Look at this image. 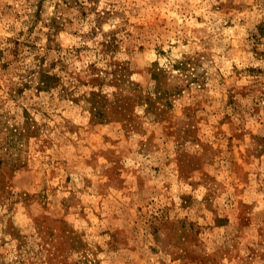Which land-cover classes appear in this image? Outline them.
I'll list each match as a JSON object with an SVG mask.
<instances>
[{"label":"rangeland","instance_id":"rangeland-1","mask_svg":"<svg viewBox=\"0 0 264 264\" xmlns=\"http://www.w3.org/2000/svg\"><path fill=\"white\" fill-rule=\"evenodd\" d=\"M0 264H264V0H0Z\"/></svg>","mask_w":264,"mask_h":264}]
</instances>
